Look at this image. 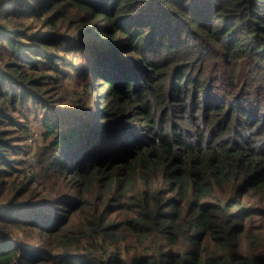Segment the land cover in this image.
<instances>
[{
	"label": "trees",
	"instance_id": "1",
	"mask_svg": "<svg viewBox=\"0 0 264 264\" xmlns=\"http://www.w3.org/2000/svg\"><path fill=\"white\" fill-rule=\"evenodd\" d=\"M0 264H264V0H0Z\"/></svg>",
	"mask_w": 264,
	"mask_h": 264
},
{
	"label": "rangeland",
	"instance_id": "2",
	"mask_svg": "<svg viewBox=\"0 0 264 264\" xmlns=\"http://www.w3.org/2000/svg\"><path fill=\"white\" fill-rule=\"evenodd\" d=\"M66 88L69 92H73L75 89L79 90L74 82L67 84ZM23 125H26V128L24 129L26 140L24 143H20L19 141H15L14 143L18 148L26 150V164L24 165L23 174L20 173L11 179H8L6 186H11L13 183L16 185L27 183L26 180H28L29 190L30 188H33L36 190L35 193H43L49 198H53L56 185L52 183V180L38 179V154L43 142L45 144V140L41 136V123L37 117L27 115L26 119L23 121ZM30 168L32 171H30Z\"/></svg>",
	"mask_w": 264,
	"mask_h": 264
}]
</instances>
